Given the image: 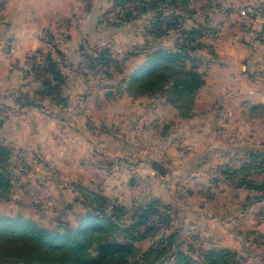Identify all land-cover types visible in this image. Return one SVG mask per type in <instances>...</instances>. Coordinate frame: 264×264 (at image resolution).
<instances>
[{
    "label": "rangeland",
    "instance_id": "1",
    "mask_svg": "<svg viewBox=\"0 0 264 264\" xmlns=\"http://www.w3.org/2000/svg\"><path fill=\"white\" fill-rule=\"evenodd\" d=\"M117 1L98 8L93 24L98 26L99 37L95 35L98 38L90 42L82 40L66 55L63 69L57 66L64 77L59 95L42 90L47 79L34 72L32 64L36 63L30 66L29 62H35L30 56L47 57V53L34 52L26 57L29 67L23 80L30 85L21 93L25 101L17 109L19 116L5 118L0 104V121L5 124L0 129L4 150L0 172L11 175L10 190L0 191V217L25 218L53 230L60 221L75 228L87 212H105L113 222L129 227L136 222L138 209L154 204L157 213L135 229L136 257L128 264H174L178 252L199 262L210 250H205L208 247L198 231L189 232L187 225L182 226V213L177 208L178 204L193 202L191 194H195L196 202H202L208 183H177L170 173L162 174L177 173L182 161V153L173 149L170 135L162 137L174 129L171 110L155 112L158 103H167V96H133L128 79L155 49L175 50L183 44L190 51L191 46L202 43L220 26L227 0L179 2L175 13L168 5L162 18L168 22L171 15L175 17L177 26L172 31L165 30L166 24L155 29L157 16L150 10L143 13L142 5L149 0L122 5ZM251 11L245 13L246 31L250 29ZM243 18L240 15V22ZM192 30L198 33L190 44L185 35ZM261 32L264 28L256 31ZM42 33L50 34L53 48L65 39L48 29ZM190 58L193 62L187 67L193 63L198 70L204 69L207 58L198 50L190 51ZM45 65L48 68L46 60ZM32 98L36 99L33 110L39 115L23 119L32 110L25 106ZM52 115L58 119L51 120L55 125L50 130L47 117ZM94 196L106 199L105 205L93 202ZM162 220L165 226L158 227ZM240 257L237 254L229 261L253 264Z\"/></svg>",
    "mask_w": 264,
    "mask_h": 264
},
{
    "label": "crops",
    "instance_id": "2",
    "mask_svg": "<svg viewBox=\"0 0 264 264\" xmlns=\"http://www.w3.org/2000/svg\"><path fill=\"white\" fill-rule=\"evenodd\" d=\"M0 1L4 4L0 12V104L7 118L19 116L17 109L25 101L21 93L30 85L23 80L29 67L26 57L34 52L47 53L63 69L70 50L84 39L90 42L99 37L93 20L98 8L113 0ZM225 3L220 26L196 49L207 61L204 69L198 70L204 85L196 93L194 115L183 119L166 102L155 108V112L171 110L174 129L162 137L170 135L173 149L182 153L180 171L162 174L170 173L177 183H208L202 202H196L195 194H191L193 202L178 204L177 208L182 213V226L187 225L189 232L198 231L208 247L205 250H230L246 263L264 264V175L257 174L252 180L258 189L233 179L235 174L227 176L251 153L264 155V45L255 37L256 31L264 28V0ZM246 11L253 13L248 31L240 22V15ZM45 29L60 38L64 35V41L59 40L53 48L42 38ZM10 43L14 46L11 55ZM34 100L25 103L32 110L22 112L23 119L39 115L33 110ZM47 118L52 130L55 124L51 120L58 117ZM4 126L0 121V129Z\"/></svg>",
    "mask_w": 264,
    "mask_h": 264
},
{
    "label": "trees",
    "instance_id": "3",
    "mask_svg": "<svg viewBox=\"0 0 264 264\" xmlns=\"http://www.w3.org/2000/svg\"><path fill=\"white\" fill-rule=\"evenodd\" d=\"M128 1L133 0H118L117 4L122 5ZM179 2L187 5L189 0H149L142 5V10L144 14L150 10L157 16L153 22L155 29L166 24L165 30L172 31L177 26L175 17L171 15L172 19L164 22L162 16L168 5L171 6V13H175ZM196 33L197 30L186 32L185 38L190 39V44L193 43ZM260 43L264 45V41ZM200 45L198 43L191 46L190 51L198 49ZM190 51L182 44L175 50L158 48L148 54L145 62L128 79V88L132 95L165 94L167 103L181 118H191L194 115L196 93L204 85V80L197 66L192 63L187 67L190 61L193 62ZM100 60L106 61L104 58ZM46 61L55 84L47 79L42 83V90L59 95L64 77L50 56L46 57ZM3 151L0 146V155ZM153 165L157 168L156 164ZM263 167L264 155L251 153L246 164L232 170L227 176L231 177L237 172L246 175ZM10 176L9 173L4 176L0 172V191L10 190ZM242 183L258 189L252 184ZM92 201L105 205L106 199L94 196ZM156 206L148 204L138 209L135 212L138 214L136 222L129 227H121L105 212H87L79 219L75 228L68 222L60 221L53 230H47L25 218L0 217V264H128L130 259L136 257L134 243L138 238L133 234L138 233V230L135 229L146 223L152 214L157 213ZM173 238L174 235L169 237L170 240ZM236 256L237 253L230 250H210L202 261L194 262L178 252L174 255V264H234L229 258Z\"/></svg>",
    "mask_w": 264,
    "mask_h": 264
},
{
    "label": "built area",
    "instance_id": "4",
    "mask_svg": "<svg viewBox=\"0 0 264 264\" xmlns=\"http://www.w3.org/2000/svg\"><path fill=\"white\" fill-rule=\"evenodd\" d=\"M3 7H4V4H3V3L1 4V2H0V11H1V9H2ZM245 16H246V14L243 13V14H242V17H244V18L242 19V22H241V25H242V26L245 25L244 23H245V21H246V19H247V17L245 18ZM255 37H256L257 39L261 40V41H264V32L257 33V34L255 35ZM42 38H43V40H44L45 42H47V43L50 44V45H52V44L54 43L52 37H51L50 34H48V33H46V34H45V33H44V34L42 33ZM13 47H14L13 44L10 43V44H9V48H10L9 55L12 54V52H13ZM30 59H31V60H35V62H33V61L29 62V61L27 60V61L30 63V66H31V63H36V64H37L36 66H34V64H32V65H33L32 67L35 68V69H34V72H35L36 74H40V75H42L45 79L51 80V81L53 82V80H52V74L48 71V68H47V66L45 65L46 57H45V56L37 57V55H33V56H30ZM53 83H54V82H53ZM257 174H262V175H264V167H263V168H260V169L252 170L250 173H248V174H246V175H242V174H239V173L237 172V174H235V176L237 177V180H238V181H240V182H245V183H247V184H251V183H252V180H253V178H254V176L257 175ZM157 226H158V227H164V226H165V220H162V221L158 222V225H157Z\"/></svg>",
    "mask_w": 264,
    "mask_h": 264
}]
</instances>
